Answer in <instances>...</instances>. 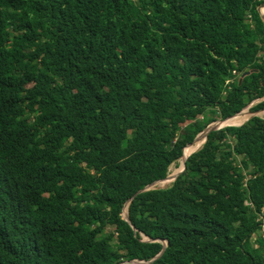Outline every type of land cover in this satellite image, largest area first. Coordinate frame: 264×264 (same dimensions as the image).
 Masks as SVG:
<instances>
[{
	"label": "trees",
	"instance_id": "1",
	"mask_svg": "<svg viewBox=\"0 0 264 264\" xmlns=\"http://www.w3.org/2000/svg\"><path fill=\"white\" fill-rule=\"evenodd\" d=\"M262 4L0 0V264H264Z\"/></svg>",
	"mask_w": 264,
	"mask_h": 264
},
{
	"label": "rangeland",
	"instance_id": "2",
	"mask_svg": "<svg viewBox=\"0 0 264 264\" xmlns=\"http://www.w3.org/2000/svg\"><path fill=\"white\" fill-rule=\"evenodd\" d=\"M259 101L255 102V103H252L251 105L245 107L239 114L235 115L233 118H236V117H240V119L238 120L237 123H234V122H229V123H225L226 121H229V120H232L233 118H229L227 120H222L220 118H216L217 120L212 123L210 125V127H218L219 129H222V128H225V127H228V126H241L242 124H244L245 122H247L248 120H250L251 118L255 117V116H262L264 117V110L263 111H258V112H253L252 110V107L258 103ZM217 115V113H216ZM190 123L189 122H186V123H182L181 124V129L183 130L185 127H187ZM206 131H203L201 134H199L197 136V139L191 143V144H188L185 149H184V157L178 161L177 164H174L171 166L170 168V173L168 175V177L162 181H158L156 182L154 185H152L151 187V190L153 189H165V188H168L169 186H171L176 177L179 176L182 171L184 170V162H185V152L186 150L190 149L192 146H195L196 145V142L198 141L199 137L205 132L206 134ZM206 142V139L204 141V143L200 146V147H197L194 152H192L190 155H192L193 153L199 151L203 145L205 144ZM126 208V207H125ZM128 211V209H127ZM127 216V213H126V210L124 209L123 211V217H126ZM263 235H264V232H263ZM105 237L108 241H110L115 247L119 248L121 251L122 250V245L118 242V238H117V234H116V231L114 228L112 227H108L105 231ZM144 239L147 241V238L144 237ZM124 254H126L124 252Z\"/></svg>",
	"mask_w": 264,
	"mask_h": 264
},
{
	"label": "water",
	"instance_id": "3",
	"mask_svg": "<svg viewBox=\"0 0 264 264\" xmlns=\"http://www.w3.org/2000/svg\"><path fill=\"white\" fill-rule=\"evenodd\" d=\"M264 7V4H262L259 8H258V11H259V13H260V16H261V18H262V20H263V22H264V17H263V15L261 14V8H263ZM246 74H248V73H246ZM264 100V98L262 99V100H260V101H263ZM232 118V117H231ZM227 120V119H226ZM207 131H206V140H207V137H208V135H209V133L210 132H213V131H217V130H220L218 127H208L207 129H206ZM196 139H197V137H196ZM195 139V140H196ZM194 140V141H195ZM183 157H184V155H183ZM188 159V158H187ZM187 159H185V162H184V170H185V166H186V161H187ZM184 170L182 171V173L184 172ZM178 178V176L176 177V179ZM175 179V180H176ZM156 183V182H155ZM155 183H153V184H151V185H149V186H147L145 189H143L142 191H140L139 193H142V192H145V191H149V190H151V187H152V185H154ZM129 204H130V201H129V203L126 205V206H129ZM124 219L126 220V221H128V222H130V218H129V214H128V211H127V216L126 217H124ZM151 241V240H150ZM165 249H166V247H165ZM165 249L163 250V252H162V254L165 252ZM161 254V255H162ZM160 255V256H161ZM131 263H133V264H144L143 262H131Z\"/></svg>",
	"mask_w": 264,
	"mask_h": 264
},
{
	"label": "bare ground",
	"instance_id": "4",
	"mask_svg": "<svg viewBox=\"0 0 264 264\" xmlns=\"http://www.w3.org/2000/svg\"><path fill=\"white\" fill-rule=\"evenodd\" d=\"M261 14H262L263 17H264V7L261 8ZM232 118H233V117H232ZM239 119H240V117L238 116V117H236V118H233L232 120L226 121L225 123H229V122L237 123ZM205 138H206V134H205V132H204V133L199 137L198 141L196 142V145H195V146H192L190 149L186 150V152H185V159H187V158L190 156V154H191L192 152H194V150H195L197 147H200V146L204 143ZM126 213H127V209H126Z\"/></svg>",
	"mask_w": 264,
	"mask_h": 264
},
{
	"label": "built area",
	"instance_id": "5",
	"mask_svg": "<svg viewBox=\"0 0 264 264\" xmlns=\"http://www.w3.org/2000/svg\"><path fill=\"white\" fill-rule=\"evenodd\" d=\"M263 228H264V226H263ZM263 232H264V229H263Z\"/></svg>",
	"mask_w": 264,
	"mask_h": 264
}]
</instances>
